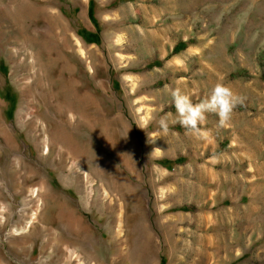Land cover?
Segmentation results:
<instances>
[{"label":"rangeland","instance_id":"obj_1","mask_svg":"<svg viewBox=\"0 0 264 264\" xmlns=\"http://www.w3.org/2000/svg\"><path fill=\"white\" fill-rule=\"evenodd\" d=\"M79 262L264 264V0H0V264Z\"/></svg>","mask_w":264,"mask_h":264},{"label":"clouds","instance_id":"obj_2","mask_svg":"<svg viewBox=\"0 0 264 264\" xmlns=\"http://www.w3.org/2000/svg\"><path fill=\"white\" fill-rule=\"evenodd\" d=\"M171 97L178 115L177 122L194 134L199 133V125L206 120L209 113L216 114L219 117V124L225 125L233 111L242 106L246 99L222 83H217L210 94L198 103H193L192 99L179 89L174 90ZM160 124L167 131V122L164 118H161Z\"/></svg>","mask_w":264,"mask_h":264},{"label":"bare ground","instance_id":"obj_3","mask_svg":"<svg viewBox=\"0 0 264 264\" xmlns=\"http://www.w3.org/2000/svg\"><path fill=\"white\" fill-rule=\"evenodd\" d=\"M58 18H59V17H58ZM65 26H66V25H65ZM67 41H68V40H67ZM52 63H53V62H52ZM73 107H74V106H73ZM34 192H35V191L33 190L32 193H34ZM34 217H35V216H32V218H31V220L29 221V223L33 221ZM76 256H77L76 254H74V253H73V254L70 253V258H71V259L75 258ZM79 263H80V262H79ZM80 264H81V263H80ZM82 264H84V263H82Z\"/></svg>","mask_w":264,"mask_h":264}]
</instances>
